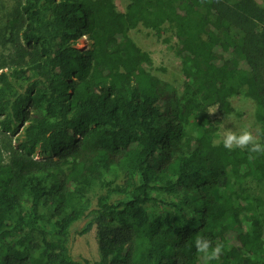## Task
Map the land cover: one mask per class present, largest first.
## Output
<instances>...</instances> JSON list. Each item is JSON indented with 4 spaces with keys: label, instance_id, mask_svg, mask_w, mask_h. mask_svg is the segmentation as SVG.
<instances>
[{
    "label": "trees",
    "instance_id": "1",
    "mask_svg": "<svg viewBox=\"0 0 264 264\" xmlns=\"http://www.w3.org/2000/svg\"><path fill=\"white\" fill-rule=\"evenodd\" d=\"M0 31V264H264V154L214 141L210 110L256 105L264 143V6L256 0H9ZM139 28L177 40L179 93ZM80 42L87 49L78 48ZM200 129L195 137L192 128ZM96 230L100 258L76 259Z\"/></svg>",
    "mask_w": 264,
    "mask_h": 264
},
{
    "label": "rangeland",
    "instance_id": "2",
    "mask_svg": "<svg viewBox=\"0 0 264 264\" xmlns=\"http://www.w3.org/2000/svg\"><path fill=\"white\" fill-rule=\"evenodd\" d=\"M117 10L124 12L131 0H113ZM256 2L264 6V0H256ZM11 9L9 0H0V31L4 30V24ZM130 36L134 42L143 50L150 54L152 65L148 66V71L160 78L161 80L171 84L177 92L182 91L184 76L182 72V58L177 52V40L171 31H164L161 36L156 35L152 31L143 28L133 30ZM78 48L82 51L87 49L86 43L80 42ZM233 111L231 114L223 115L217 108L211 111L216 114L211 115V124L214 133V141L216 144H223L221 139V129L219 123L225 120L226 127L240 129L242 127H250L254 133L258 135L260 140L261 126L256 118V105L249 96H239L231 99ZM259 129V132L256 130ZM192 134L200 137V129L192 128ZM235 149V148H233ZM239 191L235 197L242 196L244 199H259L264 207V183L257 182L251 178L243 179L238 185ZM71 253L76 259H87L94 262L100 258L99 248L96 239V230L84 236H75L72 241Z\"/></svg>",
    "mask_w": 264,
    "mask_h": 264
},
{
    "label": "clouds",
    "instance_id": "3",
    "mask_svg": "<svg viewBox=\"0 0 264 264\" xmlns=\"http://www.w3.org/2000/svg\"><path fill=\"white\" fill-rule=\"evenodd\" d=\"M210 114H216L210 110ZM225 117L223 122L219 123L221 129V139L224 148L232 150L233 148L247 149L250 153L249 160L256 158L253 154H264V143H261L258 139V135L248 127H242L235 129L226 127ZM260 130L257 129L256 132ZM195 248L198 253L203 254L205 264H211L212 261L218 260L223 252V245L219 242L213 246V242L207 237L197 235L195 237Z\"/></svg>",
    "mask_w": 264,
    "mask_h": 264
}]
</instances>
